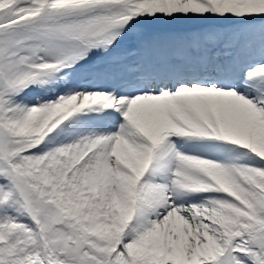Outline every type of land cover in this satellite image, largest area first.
I'll return each instance as SVG.
<instances>
[{"label": "snow or ice", "instance_id": "6c2138e0", "mask_svg": "<svg viewBox=\"0 0 264 264\" xmlns=\"http://www.w3.org/2000/svg\"><path fill=\"white\" fill-rule=\"evenodd\" d=\"M0 264H264V0H0Z\"/></svg>", "mask_w": 264, "mask_h": 264}]
</instances>
